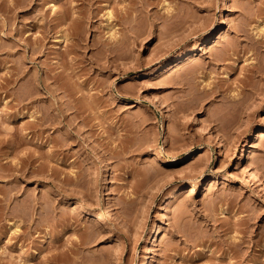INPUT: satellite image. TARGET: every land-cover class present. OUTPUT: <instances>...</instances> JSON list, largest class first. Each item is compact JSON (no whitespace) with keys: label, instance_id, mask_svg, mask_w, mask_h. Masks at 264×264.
Returning <instances> with one entry per match:
<instances>
[{"label":"rangeland","instance_id":"374dc122","mask_svg":"<svg viewBox=\"0 0 264 264\" xmlns=\"http://www.w3.org/2000/svg\"><path fill=\"white\" fill-rule=\"evenodd\" d=\"M262 131L264 0H0V264H264Z\"/></svg>","mask_w":264,"mask_h":264},{"label":"bare ground","instance_id":"6f19581e","mask_svg":"<svg viewBox=\"0 0 264 264\" xmlns=\"http://www.w3.org/2000/svg\"><path fill=\"white\" fill-rule=\"evenodd\" d=\"M176 63H177V62H176ZM178 64H179V63H178ZM174 65H175V64H174ZM176 65H177V64H176ZM177 66H178V65H177ZM173 67H174V66H173ZM173 67H172V68H173ZM174 68H176V66H175ZM243 86H244V85H243ZM244 87H245V86H244ZM259 133H260V135H258L259 137H264V131L259 132ZM155 155H157V154H155ZM165 161H167V160H165ZM151 174H152V173H151ZM155 174H156V173H154V176H155ZM157 174H158V173H157ZM147 176H148V175H147ZM152 176H153V174H152ZM157 176H158V175H157ZM157 176H156V177H157ZM145 177H146V175H145ZM147 178H149V177H147ZM154 178H155V177H154ZM192 185H193V184H192ZM71 223H72V222H71ZM69 226H72V225H69ZM208 254H210V253L208 252ZM220 257H222V256H219L218 254H212V253L210 254V258H211V259H217V260H218ZM220 259H221V258H220ZM224 259L226 260V259H228V258H224ZM226 261H227V263L225 262L226 264H233V262H234V261H232V260H230V259H229V260H226ZM218 262H220V261L218 260Z\"/></svg>","mask_w":264,"mask_h":264}]
</instances>
